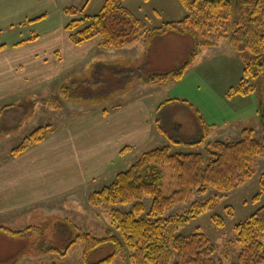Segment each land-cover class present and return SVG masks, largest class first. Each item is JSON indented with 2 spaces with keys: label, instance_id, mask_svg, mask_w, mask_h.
Masks as SVG:
<instances>
[{
  "label": "rangeland",
  "instance_id": "374dc122",
  "mask_svg": "<svg viewBox=\"0 0 264 264\" xmlns=\"http://www.w3.org/2000/svg\"><path fill=\"white\" fill-rule=\"evenodd\" d=\"M12 1L13 4L7 1V9L0 10V14L3 17L5 13L7 15L12 14L13 17H20L14 13V10L17 9L19 12L26 11L28 15L35 14L33 16L35 17L34 20H38L43 15H48L52 19L51 23L53 25H56L58 19H60L59 11L62 9H83V13L79 17H92L98 15L106 3V0ZM5 2L6 0H0V5L5 6ZM124 5L138 19L145 21L149 29L159 28L166 23L180 22L188 15V11L180 0H125ZM32 19L30 17L22 22L0 26V47L8 46L12 42L23 38L26 39L31 35V31L37 29L38 32L41 31L43 26L40 24L34 25L39 21L32 22ZM47 25L51 24L47 23L44 26ZM194 48L195 41L191 36L169 34L165 37L156 38L148 51L141 44L120 49H106L97 55H91L89 62L85 66L87 71L86 78L73 77V79H78L75 85L70 81L72 77L67 78L69 82L65 83L68 86L67 84L64 86L71 88V93L67 100L60 95V92L55 94V88L51 89L55 84L51 83L47 88L51 89L47 91L49 94L45 93L43 88L30 89L22 93V100L1 102L0 111L7 109L0 115V162L11 158L12 151L39 128L46 129L49 127V130L46 129L44 131L45 135H48L49 132L58 130L63 124L80 120L83 117H88L91 113L93 114V112L95 113L97 111L95 104L102 109L104 107L107 117L114 113L116 115L120 109L121 111L124 110L122 105L135 100L137 96L145 98L142 102L149 103L151 107L153 104L162 102L158 107L159 110L169 104L180 105L178 108H173L174 106H172L165 111L173 119L177 114H184L185 119H190V124L193 123V119L198 120L197 115H200L208 126L204 115L208 122L214 123L211 115L218 113L224 119L217 123L218 127L216 128L218 130H213L212 126H208L211 136L209 138L210 141L207 143L214 140L213 138H218L221 133L229 134L231 129L234 127L238 128L237 124H242L243 122L246 123V128L254 131L256 139L262 138L264 136V119L261 121L259 110L261 99H263L264 75L254 83L259 87V93L251 94L250 98L243 97L246 100H241L239 105H236L235 102H230L232 98L227 96L229 90L236 87L244 78L242 59L248 58L250 60L251 56L249 54L240 56L234 53L227 40H219L218 46L215 48L203 49L197 57L195 65L184 74L181 80L169 82L163 85L162 89H148L156 87L147 83L146 79L150 75L168 74L180 69L185 65ZM150 51L152 52L149 56L147 53ZM101 61L104 62L102 64L105 67H99L94 76L92 71L90 73V67L92 66L93 69ZM133 65H136V67ZM74 95L76 99H70ZM43 101H46V103ZM47 101L49 103L58 101L57 104L60 103V107H50ZM181 101L187 102L192 110L196 108L198 114L195 111L191 112L186 106L188 104ZM34 104L36 107H34ZM92 105L94 106L93 109L89 108L86 110V107ZM156 116L153 119L154 123ZM165 128L170 131L171 124L168 123ZM161 129H164V127L162 126ZM158 130L160 131L159 127ZM156 136L159 137L158 134ZM235 138V136L230 135L224 136V140H229V142L236 141ZM157 141L155 135H153L149 143L137 148L131 154L129 153L125 162L114 173L110 172L101 178L104 181L98 182L94 190H99L100 192L114 181L112 180L113 174L127 171L142 155L161 147V144L157 143ZM207 143L202 146H190L187 148H176L175 145L169 142L166 145H171L173 152L204 153ZM163 173L164 193L171 194L177 189L175 175L169 168H164ZM263 183L264 155L259 159L256 175L244 186L224 195L209 190L207 195L200 197L197 201L218 197L217 207L191 219L180 229L179 234L189 236L201 232L208 237L216 248L214 259L223 264H233L239 254V248L235 243V227L249 219L264 206V194L259 199H255L260 193ZM100 188L102 189L100 190ZM85 193H88V191H84L82 197L79 193H76L73 201L70 199L68 202H60L57 215H44L43 219H41L39 217L43 215L42 210L37 209L35 211L32 209L20 213L17 212L13 216L7 215L5 216V222H9V226L12 228L25 227L28 223H39L41 225L45 224L42 227L47 229L48 225L55 224L56 227L43 230V236L47 238V236L53 234L55 240L52 247L58 250L60 254H63L68 248L70 251L65 259L62 258V255H51L50 263L46 262V264H85L83 260L85 245L84 243L76 242L80 231L91 234L97 239L106 238L108 232L118 236L108 211L93 207L89 199L94 193ZM194 200H196V197ZM145 203L150 205V200L145 199ZM130 208L131 206H119L118 209L128 211ZM186 209L187 207L185 206H178L172 212H169L167 216L174 211H185ZM67 211H69L68 214ZM218 220L224 226H218ZM12 224L16 225L13 226ZM8 230V232L11 231L10 229ZM1 239L2 237H0V243ZM45 246L46 250L51 247L49 244ZM112 253V246L108 244L92 252L89 259L92 264H98ZM113 264L130 263L117 258Z\"/></svg>",
  "mask_w": 264,
  "mask_h": 264
},
{
  "label": "trees",
  "instance_id": "16d2710c",
  "mask_svg": "<svg viewBox=\"0 0 264 264\" xmlns=\"http://www.w3.org/2000/svg\"><path fill=\"white\" fill-rule=\"evenodd\" d=\"M180 2L188 11L187 17L154 29H149L145 21L126 8L125 0H106L100 13L92 17H79L83 9L78 8H66L63 12L76 18L66 29L76 46L99 38L103 49L141 44L148 51L156 38L169 34L191 36L195 48L185 65L168 74L150 75L146 80L151 86L181 80L195 65L203 49L215 48L219 40H227L234 53L251 56L250 60L242 59L244 78L229 90L227 96L247 97L259 93V87L254 83L264 75V0ZM262 90L261 121L264 119V85ZM70 93L71 88L67 86L60 89V95L65 100ZM57 102H48V105L60 107ZM194 111L198 114L197 110ZM197 116L202 137L188 144L173 140L161 129V124L158 127L176 148L202 146L207 143L209 127L200 115ZM46 129L49 130V127ZM46 129L39 128L25 138L12 151V157H18L41 144L46 137ZM172 148L171 145L161 146L142 155L130 169L118 174L109 186L90 197L93 207L108 211L118 236L108 232L106 238L97 239L80 231L76 242L85 245V264H92L89 259L91 253L108 244L112 246L113 253L98 264H113L117 258L130 264H223L214 259L216 248L206 235L197 232L183 236L179 231L191 219L217 207L218 197L197 201L209 190L221 195L228 194L256 175L259 159L264 155V136L256 139L254 131L246 129L239 140L207 143L204 153L173 152ZM164 168H169L175 175L177 189L171 194H165L163 190ZM263 194L264 183L255 199ZM145 199L150 200V205L145 203ZM119 206L131 208L124 211L118 209ZM178 206L187 209L174 211L167 216ZM217 223L220 227L224 226L219 220ZM235 230L239 254L233 264H264V206L237 225Z\"/></svg>",
  "mask_w": 264,
  "mask_h": 264
},
{
  "label": "crops",
  "instance_id": "0c3cea01",
  "mask_svg": "<svg viewBox=\"0 0 264 264\" xmlns=\"http://www.w3.org/2000/svg\"><path fill=\"white\" fill-rule=\"evenodd\" d=\"M7 1L13 4L12 0H6L5 6L0 5V10L8 8ZM63 10L59 11L60 19L56 25L51 23L52 19L48 15L34 20L35 14L28 15L26 11L19 12L17 9L14 13L20 17L6 13L3 17L0 14V26L12 25L30 17L33 18L32 22L39 21L34 25L43 26L39 32L38 29L31 31V35L26 39L0 47V103L22 100V93L30 89L43 88V91L49 94L47 91L55 88V94L59 93L62 86L69 82L68 77H72L70 81L73 85L78 80L73 77L86 78L85 66L91 55L106 50L100 47L99 38L80 46L74 45L66 29L76 18L66 16ZM47 23L51 25L44 26ZM151 52L147 54L150 56ZM102 63L104 62L96 64L93 69L91 66L90 73L92 71L95 76L99 67H105ZM51 83L55 85L47 89ZM163 85L148 89H162ZM248 97L250 98V96L246 98ZM246 98L233 97L230 102L239 105L241 100ZM70 99H76V96ZM144 99L137 96L135 100L122 105L123 111L120 109L116 115L114 113L108 117L104 114V107L102 109L95 104L97 110L95 113L63 124L58 130L49 132L41 144L31 147L18 157L0 162V227L15 233L22 232L14 235L0 229L2 237L0 264H46L50 263L51 255H62L65 259L70 251L66 249L60 254L52 247L55 240L53 234L47 238L43 236L42 231L52 229L55 224L48 225L47 229L42 227L45 224L39 223H28L25 227L12 228L9 222H5V216H13L17 212L32 209L42 210L43 215L39 217L41 219L44 215H57L60 202L75 200L76 193L82 197L84 191H88L85 194L99 192L94 190V187H97L98 182L104 181L101 178L110 172L114 173L125 162L129 153L149 143L153 135L161 146L171 143L168 136L186 144L202 137L197 119L196 121L193 119V123L190 124V119H185L184 114H177L173 119L165 111L172 106L178 108L180 105L169 104L159 110L162 102L151 107L149 103L142 102ZM186 106L194 112L191 107ZM89 108L93 109L94 106L86 107V110ZM155 115L157 116L154 123ZM204 118L213 130H218L217 123L224 119L218 113L211 115L214 123L208 122L205 115ZM168 123L171 124L170 131L165 128ZM159 124L164 127L168 136L158 130ZM237 125L238 128L234 127L229 134L221 133L211 142L229 141L224 140L225 135L235 136V139L239 140L242 131L248 128L245 122ZM207 135L208 142L211 134ZM179 147L182 146H177ZM118 174H113L112 180H115ZM46 243L51 246L47 250L44 248Z\"/></svg>",
  "mask_w": 264,
  "mask_h": 264
}]
</instances>
